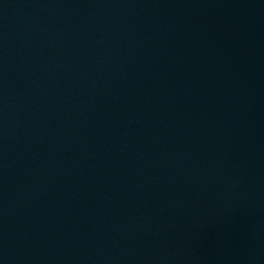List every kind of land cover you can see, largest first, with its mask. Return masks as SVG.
<instances>
[{
    "label": "water",
    "instance_id": "obj_1",
    "mask_svg": "<svg viewBox=\"0 0 264 264\" xmlns=\"http://www.w3.org/2000/svg\"><path fill=\"white\" fill-rule=\"evenodd\" d=\"M0 264H264V0H0Z\"/></svg>",
    "mask_w": 264,
    "mask_h": 264
}]
</instances>
